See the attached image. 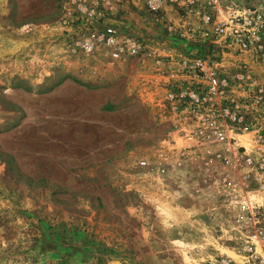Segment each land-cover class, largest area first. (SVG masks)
Segmentation results:
<instances>
[{
    "label": "rangeland",
    "instance_id": "1",
    "mask_svg": "<svg viewBox=\"0 0 264 264\" xmlns=\"http://www.w3.org/2000/svg\"><path fill=\"white\" fill-rule=\"evenodd\" d=\"M68 3L0 0V264H242L257 182L179 143L150 61L74 50Z\"/></svg>",
    "mask_w": 264,
    "mask_h": 264
},
{
    "label": "built area",
    "instance_id": "2",
    "mask_svg": "<svg viewBox=\"0 0 264 264\" xmlns=\"http://www.w3.org/2000/svg\"><path fill=\"white\" fill-rule=\"evenodd\" d=\"M139 1L154 19H162L160 0ZM131 9L129 0H69L65 10L69 45L85 55L103 52L112 61L140 55L143 40L122 29ZM209 24L190 29L192 37L218 43L240 57L250 55L255 61L264 57V9L246 8ZM205 52L183 60V72L191 80L168 85L164 112L185 149L214 145L257 182V197L262 200H240L239 219L249 225L238 229L244 236L242 264H264V83L255 74L243 77L241 72L247 68L243 62L236 76L220 72ZM221 264L238 263L223 259Z\"/></svg>",
    "mask_w": 264,
    "mask_h": 264
},
{
    "label": "crops",
    "instance_id": "3",
    "mask_svg": "<svg viewBox=\"0 0 264 264\" xmlns=\"http://www.w3.org/2000/svg\"><path fill=\"white\" fill-rule=\"evenodd\" d=\"M129 1L132 9L122 29L138 35L143 40L145 49L140 55L127 56L126 59L134 57L150 61L144 63L152 72L155 71L152 74L156 80L152 84L161 85L165 93L169 84L191 80L183 72V60L207 49L205 53L214 58L220 72L236 76L243 62L247 67L241 72L243 77L255 74L256 79L264 83V57L260 61H255L250 55L240 57L218 43L192 37L191 31L208 27L211 22L224 21L232 13L242 12L246 8L264 9V0H160V6L163 7L161 20L154 19L139 0ZM181 14L186 16L185 20ZM205 18L210 22H205ZM224 231L228 235L231 232L227 228ZM240 236L244 241V236ZM241 245L230 241V246H225L242 255Z\"/></svg>",
    "mask_w": 264,
    "mask_h": 264
}]
</instances>
